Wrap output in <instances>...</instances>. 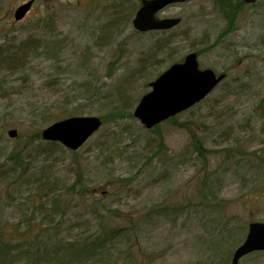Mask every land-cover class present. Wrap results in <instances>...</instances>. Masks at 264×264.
I'll use <instances>...</instances> for the list:
<instances>
[{
	"label": "rangeland",
	"instance_id": "obj_1",
	"mask_svg": "<svg viewBox=\"0 0 264 264\" xmlns=\"http://www.w3.org/2000/svg\"><path fill=\"white\" fill-rule=\"evenodd\" d=\"M28 1L0 0V45L18 53V46L28 36L49 35L53 30L62 52L51 59L30 56L26 78V72H0V118L5 121L0 123L2 145L10 151L19 141L9 137L11 129L26 137L34 131L30 129L32 108L25 107L23 96L16 95L19 89L24 92L29 88L30 97L52 109L63 101L56 95L60 91L61 96L77 100L74 108L85 110L73 116L109 120L78 151L60 143L47 147L42 137L37 141V145L46 144L50 154L41 152L37 157L33 151L30 174L42 172L54 183L66 186L84 180L92 198L69 203L64 217L60 212L53 218L36 214L35 235L46 228L44 223L54 219L51 236L39 238L36 245L46 251L45 245L71 242L99 228L96 212L111 219L107 213L118 211L122 218L134 221L133 226L129 223L134 230L131 243L118 242L96 260H75L76 264H130L127 249L142 264H221L213 251L219 248L220 241L216 240L223 231L243 235L250 223L264 222V165L244 159L245 152L264 151V112L259 110L264 99V45L259 39L264 35V0H257V5L242 0L246 6L233 25L220 12L225 9L219 8L222 0L171 6L159 16L180 18L182 22L169 33H144L134 28L139 0H34L30 14L16 22V9ZM47 17L53 19L42 22ZM42 23L49 29L40 33L36 27ZM167 44L174 50L168 51ZM161 49L163 52L156 54ZM195 52L202 69L228 75L204 101L155 130H147L134 116L112 121L110 110L114 102H120L124 90L127 111L133 114L150 91V82ZM59 68L63 73L57 83L61 86L53 88L55 82L46 81ZM162 139L166 152L155 154ZM106 141H110V148L102 146ZM198 143L207 151L205 158L196 150ZM231 149L242 154L226 158ZM203 164L209 166V180L202 175ZM7 167H11L10 162L1 159L0 170ZM28 169H17L16 173L26 177ZM3 179L9 180H0V222H7L18 239L17 229L24 231L29 226L28 191L33 187H12V175L5 174ZM119 179L131 181L121 193L112 185ZM200 187L202 191H198ZM209 205L212 208L207 209ZM55 224L57 229H53ZM246 234L232 242L229 252L234 253ZM22 259L21 264L33 262ZM48 261L43 259L42 263ZM240 264H264V252L253 253Z\"/></svg>",
	"mask_w": 264,
	"mask_h": 264
},
{
	"label": "trees",
	"instance_id": "obj_2",
	"mask_svg": "<svg viewBox=\"0 0 264 264\" xmlns=\"http://www.w3.org/2000/svg\"><path fill=\"white\" fill-rule=\"evenodd\" d=\"M233 4L238 5L239 7ZM257 4H259V2H257L256 5ZM218 5L221 9L225 8L224 10H220V12L224 15V17H226L229 25H233L237 20V17L239 16L238 14H241L244 11L246 3H244L242 0H222V3ZM49 19L53 18L47 17L42 22L48 23ZM36 28L40 33L45 32L49 29L46 28L43 23L38 25ZM171 31L172 30L156 33H169ZM49 33V35H46L45 32L42 35L40 34V36H37V34L28 36L27 40L18 46V53L12 52L11 47L7 48V45H0V72L8 71L12 74L25 73L27 71L26 67H28L30 63V56H44L47 59H51L56 58L57 55H60L62 52L61 41L58 39V36L53 30H50ZM259 39L261 40L262 45H264V35H262ZM169 45L170 44H167L165 46L166 49H168V51H173L174 47L171 48ZM162 52L163 50L161 49L160 51L158 50L156 54H161ZM60 68L56 70L54 75L49 78V81H46L48 83L55 82L54 85L56 87L53 86V88L61 86V83H57L59 82L57 81L59 79L58 77H60L61 73H63ZM86 75L92 74L90 72H86ZM26 77H29L28 72H26L25 74V78ZM127 81L128 80H125L123 82ZM225 81L222 84H224ZM27 83H29V81ZM23 90L24 92H21V89H19V91L16 92V95L18 97L23 96V98L25 99V107L30 106L32 108V112L30 113L33 114V116L31 117L30 129L34 131L27 137L22 132L20 134L18 133V136L15 139H19V141L10 151L2 145L3 138L0 137V160L5 159L11 164V167L0 170V180L2 182L8 181L9 179H3V176L5 174L9 176L12 175V177L15 178L14 183L11 184L12 187L16 185L19 187H23L25 185L33 187L28 191V195L31 196L28 201L29 208H31V217L29 218L30 221L27 229H24V231L19 230V228L17 229V233L19 234L18 239L16 237H13L12 227L7 222H0V264H21L24 263V259L22 258H27V261H32L33 259V262H31V264H63L64 262L69 264H76L75 260L79 262H82V260H96L103 254H105L106 251L108 252L109 246L117 244L118 242L127 241L131 243L130 236L132 235L133 229H131L129 223L131 222V226H133L134 221L125 219L124 217L122 218V215H120L121 213L118 211H110V213H107V215L111 216V219L96 212V215L98 216L97 221H99V228H96L95 231L80 235V237L73 239L71 242L58 241L54 242L53 244L51 243V247L45 245L44 247L46 251L42 248L41 245H36V242L39 238H48L51 236V227L54 223V219H52L48 224L44 223L46 225V228H41L40 233H38L39 235H35L34 233L38 230L35 226V220H37V218L35 219L36 214L41 215L42 213H44L50 215L53 218L59 215L58 212H60V214L64 217L69 211V203L73 205V203H76L77 200L88 202L89 199L92 198V192L87 187V185L83 183L84 180H79L77 181L78 183L76 182L70 186H66L63 184L60 185L58 183H54L48 177L43 176L42 172L39 174L36 172L30 174V160H32L30 158L33 151L37 152V157H39L41 156V152H43L44 154L48 153V155L50 154L47 147L55 148L56 146H59V143L56 142H46L47 147L44 143L37 145V141H39L42 137L43 127L73 115L83 114L85 113V110L78 106L74 108L73 106H76L77 100L72 99L71 97H69V95L61 96L60 91H58L56 95H60L59 98H62L63 101H59V107L52 109L46 108V105L37 103V98L30 97L29 92L31 90H29V88ZM78 91V89L75 91V95H77ZM123 93L124 96L119 98L121 99L120 102H114L113 107L110 110L109 115L113 122H117L119 120H124L127 118H133V114H131V112L128 113L129 111H127V104L129 105V102L123 99L128 97L126 96L125 90ZM259 105V110L264 112V99H261ZM72 107L74 109H71ZM102 120L104 127L109 120L105 118H102ZM171 120H169L168 122H170ZM4 122V118L1 117L0 123L4 124ZM158 128L159 126L155 129ZM22 140H25V142L23 143ZM110 141L104 142L102 146L107 148L110 145ZM196 145L198 147L196 148V150L200 151V155L205 158L207 151L204 150V148L202 149V145H199V143ZM110 147L111 145L108 148ZM157 147L158 148L155 154L160 155L166 152V146L164 145L163 139L162 141L159 140ZM241 154L242 153H240L239 149L227 150L226 158H236ZM247 158H250L249 160L254 162L257 166L259 165V163L264 165V151H257L250 154H248V152H245L244 159ZM17 169L23 172L28 169V176L21 177L23 174L20 175V172L16 173ZM201 172H203L202 175H204V179L208 178L209 180L210 176H212L207 164H203V166L201 167ZM25 178L30 180L21 181V179ZM119 180L120 181H117L112 185L114 186V189H120L119 191L121 193L130 186L126 184L128 183L127 181H131L130 179ZM206 185L207 183L203 180L202 186L205 187ZM7 187L9 186L7 185ZM12 187L9 188L12 189ZM203 187H200L198 191H202ZM10 189L7 190V196L9 198L11 196L8 194ZM33 197H37L39 199L34 200ZM210 208H212V206L209 205V208L207 209ZM124 221H127V223H123ZM112 222L113 224H111ZM58 224H55V228L53 229H57ZM245 234L246 230H244L243 235L229 230H225L221 233L219 239L216 240L220 241L219 248H215L214 251L211 249L215 253V257H220L221 264H232L233 251L229 252V247L233 241H237L240 236L244 237ZM233 238L235 239L233 240ZM211 241L214 242V240ZM126 255L131 260L130 264H142L136 259L133 253H129V249H127ZM43 259H49L48 263H42ZM27 263L30 264L29 262Z\"/></svg>",
	"mask_w": 264,
	"mask_h": 264
},
{
	"label": "water",
	"instance_id": "obj_3",
	"mask_svg": "<svg viewBox=\"0 0 264 264\" xmlns=\"http://www.w3.org/2000/svg\"><path fill=\"white\" fill-rule=\"evenodd\" d=\"M190 0H141V7L133 20L139 32L169 30L181 23L180 18L157 17V14L171 5L183 4ZM254 3L257 0H245ZM34 1L20 5L14 14L15 21L26 18ZM226 78L212 69L202 70L198 55L191 53L183 62L176 63L150 83L151 90L140 100L134 110V117L148 130L185 112L203 101ZM101 118L96 116H76L53 123L42 131L45 141L59 142L71 151H78L102 127ZM9 137L18 135L16 129L8 132ZM264 251V223L249 225L245 241L234 253L232 264H239L245 256Z\"/></svg>",
	"mask_w": 264,
	"mask_h": 264
}]
</instances>
